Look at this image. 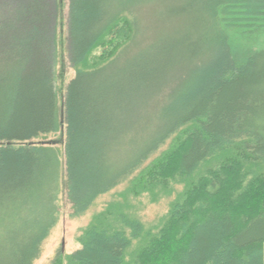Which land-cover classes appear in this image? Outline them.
I'll return each instance as SVG.
<instances>
[{"label":"trees","instance_id":"obj_1","mask_svg":"<svg viewBox=\"0 0 264 264\" xmlns=\"http://www.w3.org/2000/svg\"><path fill=\"white\" fill-rule=\"evenodd\" d=\"M138 2L68 0L75 75L63 92L45 2L36 0L44 20L37 10L27 18V3L9 12L15 23L0 16V264L39 258L61 191L77 219L122 185L91 216L80 247L50 264H264V0H189L200 10L195 33L202 35L145 58L142 89L173 62L205 57L215 68L196 72L183 110L178 105L121 154L126 134L111 129L107 91L92 86L137 37ZM31 24L39 37L45 24V50L37 39L14 37ZM52 134L61 138L47 141ZM142 197L173 199L146 226L138 216Z\"/></svg>","mask_w":264,"mask_h":264},{"label":"rangeland","instance_id":"obj_2","mask_svg":"<svg viewBox=\"0 0 264 264\" xmlns=\"http://www.w3.org/2000/svg\"><path fill=\"white\" fill-rule=\"evenodd\" d=\"M42 1L46 4L44 8L49 11V17L51 15V22L55 28L56 82L58 88L61 87L63 92L66 84L75 75L67 50L68 0ZM19 3H27L25 12L27 18L33 15L34 10H37L38 16L43 18L40 19H46L44 9L37 8L36 0H0V16L4 18L6 14L8 21L15 23V17L8 15L11 10L17 8L16 4ZM134 14L138 19L139 31L131 43L132 46L125 50L113 65H109L102 74L95 77L92 86L96 92L107 91L110 114L108 120L110 124H113L111 129L117 133L126 134L123 143L121 139L118 140L121 154L126 151L134 139L143 134L144 130L151 132L163 117L169 115L174 108L178 109L180 102L186 98L190 81L196 72L199 71L200 74L202 71L215 68L209 64L210 60L205 57L188 64L173 62V64H167L161 72L157 73L155 80L150 82L149 88L142 89L144 77H142L141 62L145 58L149 61L155 58L154 55L158 56V51L161 48L169 47L170 49L172 47L173 49L188 38L191 41H197L195 37L201 36L202 32L200 29L199 33H195L200 24L196 23L194 17L200 16V10L193 8L189 0H139L138 5H135ZM177 14H182L184 20L181 21V19L176 18ZM22 17L20 16V19ZM3 18L0 17V21ZM35 18V22L39 23L40 19ZM189 18H193V20L188 23ZM45 24L42 32H40V37L32 29V24L27 31L16 32L14 37L22 42L31 41V43L37 39L35 44L38 49L41 46L44 49L46 48ZM3 27L4 24L0 23V31ZM1 36L10 38L8 34ZM258 41L264 47V33L259 35ZM92 54L96 57L100 54V50L97 49ZM134 73H140L141 76ZM59 101L61 102L62 99L59 98ZM180 110H183L181 106ZM60 138V134H52L46 139L47 141H58ZM123 187L124 185L110 194L100 196L95 201V205L85 215L77 219L70 218V204L66 200V195L61 191L58 196L57 224L43 242L40 256L33 264H50L58 255L65 256L78 249L80 246L77 243V238L89 223L91 216L100 211ZM176 189L180 190L181 188L177 186ZM172 199L163 198L155 204H151L148 198H140L138 200V206L141 207L138 211L139 218L146 226L154 224L167 213L168 203Z\"/></svg>","mask_w":264,"mask_h":264}]
</instances>
